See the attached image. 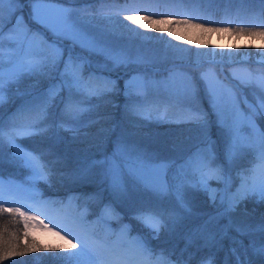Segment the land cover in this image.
<instances>
[{"label":"snow or ice","instance_id":"snow-or-ice-1","mask_svg":"<svg viewBox=\"0 0 264 264\" xmlns=\"http://www.w3.org/2000/svg\"><path fill=\"white\" fill-rule=\"evenodd\" d=\"M28 2L31 4L30 19L52 34L51 41L43 38L42 33H34L24 17L18 14V8L14 6L20 5L21 0H0V165L3 163L4 146L7 144L11 149L10 162H17L20 167L30 172L26 178L28 186L25 187L11 178L5 181L0 170V212L19 214L25 219V228L28 220H38L39 217L29 216L21 208H5L6 202H19L5 201V192L15 190L28 193L32 197L41 196L35 185L37 180L47 179L48 164L45 163L43 154L25 149L18 141L37 134L35 130L47 120L49 109L57 102L62 105L61 111L66 120L78 122L81 117L99 107V104L92 103L93 100L102 101L117 89L115 81L94 72L86 73L85 68L91 66V61L84 56H74L72 49L78 46L90 55L101 56L105 61L111 62L113 67L142 66L145 63L143 56L114 48L91 34L81 22L75 20L73 9L59 7L54 0H28ZM66 2L71 3L74 0H66ZM207 2H217V0H207ZM219 2H256L264 5V0H219ZM260 11L264 13V8ZM125 19L145 29L153 27L152 24L142 22L135 15H128ZM177 23H190V21L180 20ZM157 30L169 31L171 34L169 29ZM249 31L250 34L264 36V27ZM63 40L71 42L67 54L61 45ZM5 42L8 45L7 51L4 50ZM207 55L216 56L217 53L212 52ZM220 55L223 56L224 53L221 52ZM259 55L261 62H264V52ZM25 75L43 77L51 80L52 83L39 93L29 92L28 95L32 96L33 101L26 109H17L8 117L5 124L2 111L5 87L18 84ZM181 75L182 82L177 83V77ZM200 79L204 83L209 104L217 116V124L224 130L222 158L217 153L216 142L208 134L207 120L202 115L193 113L191 122L200 131L191 149L181 150L173 157L160 158L131 143L126 136L120 135L112 141L111 151L103 152L100 159L86 160L79 173L88 175L93 170H98L101 183L107 185L108 191L115 198L127 197L129 189L132 188L149 192L158 200L169 197L174 199L175 208L172 211L143 205L136 209L134 218L153 230L156 235L159 234L165 218L175 221L176 209L191 215L192 209L186 197L189 189L204 192L215 211L208 214L202 224L192 229L188 237L189 245L194 238L203 239L206 245H215L228 238L234 245L230 252L236 258V264H252L248 259L250 253L264 258V218L255 224L237 223L233 219V214L250 197L264 202V128H261L254 118L257 115L264 116V73L255 75L249 73L247 79H241L235 72L232 73V79L239 87L255 90L254 103H249L247 97H244V103L248 108L246 113L238 108L235 103L236 94L227 85L212 79L208 72L201 73ZM161 88L185 99L196 95L193 80L187 74L170 70L167 79L154 80L146 74L136 73L130 75L124 82L123 94L128 101L125 111L133 115L142 114L149 92ZM221 89H224V95L228 97L226 103H221L224 99ZM101 131L109 130L101 129ZM248 156L251 157L248 165L238 167V162ZM213 184L216 186L213 187ZM93 198L95 197H89V199ZM77 199L80 198L70 197L69 203ZM25 206L30 211L40 210L32 205ZM87 215V209L84 208L73 217L72 225H76L78 230H74L72 225L57 224L73 239L78 240L79 244L68 240L66 245H56L51 250H61L63 255L60 258L68 261L69 264H109L107 256L112 245L106 238L96 233L92 224L87 222ZM115 218H118V214L111 204H107L103 206L94 223H106ZM127 231L128 226L125 225L121 233ZM232 232L236 235L232 236ZM245 238L248 239L247 244L244 242ZM133 243L149 257L150 264H191V256L188 259L180 258L173 261L170 255L166 256L162 251L153 259L152 250L140 237L133 238ZM25 247L26 251H32L34 245ZM73 249L76 251H72ZM17 254L15 250H9L5 246L0 249V260ZM198 264H213V259L203 257Z\"/></svg>","mask_w":264,"mask_h":264},{"label":"rangeland","instance_id":"rangeland-1","mask_svg":"<svg viewBox=\"0 0 264 264\" xmlns=\"http://www.w3.org/2000/svg\"><path fill=\"white\" fill-rule=\"evenodd\" d=\"M150 1L151 0H132L128 3H125V5L127 7L132 5L136 6ZM161 1L168 4L173 3L175 0H152L150 3L157 4L162 3ZM54 2H57L59 7L73 9L75 20L77 22H81L91 34L105 41L107 44L113 46L114 48L124 49L133 55H141L145 58V63L142 66L129 65L128 67H113L111 62L105 61L101 56L90 55L88 52L83 51L78 46L73 48V50H76L78 55H83L87 58L91 57L101 70H121L123 72H129L130 70L135 69L130 75L143 73L154 80H165L169 75V71L175 70L177 73L189 75L192 78L196 88V95L187 99L183 97H177L172 92L166 91L163 88L159 90H151L144 103L145 110L140 115L129 114L125 111V105L128 103V101L126 100L122 91L120 94L121 98L119 97V99L113 101V105L116 106L117 111L122 112L124 116V120L121 122L120 126L116 128V130L118 129L117 134H115L114 137H111L110 139L109 136H107L104 140L102 138L99 139L98 134L95 135V133L87 131L77 135L76 137L77 140L78 138H82L83 141L80 144L79 149L87 153L88 160L100 159L103 152L111 151L112 141L120 135L126 136V138L131 143H135L141 149L147 151L150 154H155L160 158L176 156L181 150L191 149L193 144L196 142L197 136L199 135L200 130L191 122L193 113L202 115L207 120L208 134L210 135L211 139L216 142L217 153L222 158L225 142L224 130L217 124V116L209 104V99L205 94L204 83L200 79V74L208 72L212 79L219 80L223 85H227L229 88H231L236 94L235 103L237 104L238 108L245 113L248 112V108L244 103V96L250 99L249 103H254L255 101L253 100V95L255 90L252 88L239 87L237 82L232 79V73L235 72L236 75L241 79H247L249 73H252L253 75L257 73H264V62H261V57L259 55V53L264 52V38L252 36L250 31L246 29H220L216 31L214 30L212 33H210L207 40L203 37L202 41L197 39V35L194 37L189 32L190 30L186 28L188 24L185 25V23H177V21L170 22L172 19H168L169 21H163L164 23L161 21L144 20V17L140 16L143 13L134 11L131 15L137 16L142 20V22L153 25L152 28L145 29L132 21L126 20L125 17L130 14H127L124 17L122 16L123 19L118 21L119 18L110 16L108 15L109 13L106 12L100 13L98 16H92L85 14L82 9L76 5H68L59 1ZM14 7L18 8V14L24 17V20L29 28H31L29 23H33L38 30H41L44 35L51 38L50 40L53 39L50 32L30 19L29 14L31 11V4L28 2V0H21L20 5ZM156 27H158L157 29H169L171 34H169V31H158ZM241 31L242 34L238 35L237 33ZM213 38L224 40V45L214 47L212 42ZM256 40H260L261 43L256 45ZM61 45L64 47L66 52L69 48H71V42L68 40L61 41ZM4 50H8L7 42H5ZM212 52L217 53V55H207L208 53ZM221 52L224 53L223 56L220 55ZM228 53H232V55H228ZM207 59H212L214 62L206 63L200 67L185 65L173 68L171 67L165 71L159 70L167 67V65L171 63H177L181 61L200 63ZM225 62L233 64L224 66ZM33 81L34 76L25 75L21 77L19 83L22 82L24 85L30 86L32 83H34ZM180 82H182V75L177 77V83ZM18 84L11 85V88L17 87ZM8 87L10 86L5 87V91L8 89ZM42 87L39 89V91L42 90ZM221 94L224 95V89H221ZM226 102H228V97L224 95V99L221 101V103ZM94 114L95 113L92 111L89 115L92 117ZM254 118L256 123L261 128H264V116L257 115ZM111 128L112 126L109 128L105 127V129L110 131ZM85 141H87V144H83ZM109 141L111 144H109ZM18 143H20L25 149L32 151L30 148L24 146L20 141H18ZM248 157L245 158H247L249 160L248 162H250L251 157ZM49 173L50 171H48V174ZM71 173H68L66 176L70 177L69 179H65L67 180L66 184L69 183L70 179L72 180L76 178L71 177ZM29 175L30 172L23 178L13 176H3V178L5 181L11 178L18 184L27 187L28 185L26 184V178ZM78 176L83 177L81 181L79 180L81 183L93 182L97 186L100 184L106 185L101 183L98 170H93L88 175H81L78 173ZM215 186L216 185L213 184V187ZM109 193L110 192L107 189L106 194ZM186 197L189 200L190 207L192 209L191 215L182 213L179 211V209H176L177 218L174 222L165 218L161 226H163V230H165L166 233L164 236L160 237V227L159 235L156 238L159 242L165 238L163 239L164 242L168 239L166 238L167 236L178 233L180 228L182 229V233L186 232L180 221L181 217H191L194 215L196 217L205 216V218H207L206 214H208L210 211L211 213L215 211V208L210 203L208 196L202 191L189 189L186 193ZM37 199L38 197H32L23 191L16 192L15 190H6L4 195L5 201L19 202H6L4 207L21 208V210L27 215L39 217L38 220H33V227L30 229V232L44 245L50 244L56 246L60 245L61 243L66 245L68 240H72V242L76 244L79 243L78 240L73 239V237L70 236L68 232L64 231L63 228L58 227L55 221H52L53 213L50 214L48 212L47 204L42 203V201ZM110 203L118 205L119 208L123 207L125 209H130L133 212H136V209L142 205L150 207L155 206L167 211H172L175 208V200L170 197L158 200L153 196V194L149 192H145L143 190H134L132 188L129 189L127 197L115 198L111 195ZM60 204L62 203L60 202ZM66 204L67 207L65 208L74 214V216H76L77 214L72 208L76 205V201L73 200L71 203L67 201ZM25 205H32L33 207L39 208L40 210L30 211ZM58 206L59 204L55 205L52 211H56ZM62 206L64 205L62 204ZM81 208L86 207L81 206ZM261 208H264V202L262 203ZM245 214L247 216L243 215L239 222H237L235 219L238 215L233 214L234 221L237 223L254 224V219L249 217V213ZM262 216L264 217V212ZM119 226L121 228V223L117 227L119 228ZM114 229L115 224L111 220L107 221L106 223L103 222L104 234L110 233ZM118 230L120 229H117L116 233ZM122 236H124V234H122ZM65 237L66 239H64ZM113 240L115 241L113 244H117L118 239L114 237ZM132 241L133 239L130 238L126 241L128 242L126 247L130 248H127L126 250L121 247V242L118 243L120 252H122L124 256H127L128 254L133 256L137 253V250L134 249V245L132 246ZM72 251H76V249H73ZM142 255L147 257V255L143 252ZM259 264H264V262Z\"/></svg>","mask_w":264,"mask_h":264},{"label":"trees","instance_id":"trees-1","mask_svg":"<svg viewBox=\"0 0 264 264\" xmlns=\"http://www.w3.org/2000/svg\"><path fill=\"white\" fill-rule=\"evenodd\" d=\"M54 1L68 5H76L85 14L92 16H98L100 13L106 12L110 16L119 18L118 21H121L127 14L131 15L134 11L143 13L140 15L142 17H150L151 19L149 21H161L164 23L163 21H169L168 19H172L170 22L188 20L190 23H185V25L188 24L186 28L190 30L189 32L194 37L197 35V39L202 41L203 37L207 40L210 33L214 30L246 29L254 31L259 27H264V13L260 11V9L264 8V5L256 2L225 3L219 2V0L217 2H207V0H204V2H200V0H175L173 3L168 4L162 1V3L152 4L150 3L152 2L151 0L145 4L127 7L125 3L132 0H74L71 3L66 2V0ZM29 24L34 33L43 34L33 23ZM237 34L241 35L242 31ZM251 35L264 38V36L259 34ZM43 38L51 41V38L44 34ZM72 54L74 56L78 55L76 50L73 49ZM88 59L91 61V66L86 67L85 72H94L97 75L115 81L117 83L116 91L102 101L93 100V104H99V107L93 110L95 113L94 116L91 117L89 114H86L81 117L79 122L66 120L61 111L62 105L57 102L54 107L49 109L47 120L35 130L37 134L19 140L24 146L35 151L37 154H43L44 161L48 164V171L50 173L47 179L36 181V189L42 194L39 198L46 201L53 200L55 202H61L64 205L63 209L68 211L65 207H67L66 202L69 201V198L79 197L80 199L75 200L76 205L72 208L78 215L84 209L81 206L86 207L88 213L87 221L92 224V227L101 237L106 238L109 235L112 237L120 223L123 224V227L126 225L128 226V231L125 234L132 237L137 234L142 235L145 244L152 250L153 259L156 254L162 251L166 256L170 255L173 261L180 258L188 259L191 256V264H198V261L203 257H211L213 264H236V258L230 252V249L234 245L228 238L219 241L215 245H206L203 239L194 238L192 244L189 245L188 237L192 229L202 224L206 219L205 216L196 217L192 215L191 217L186 216L181 218L180 221L186 232L182 233V229L180 228L178 233L167 236L166 238L168 239L164 242L163 239L165 238H163L160 240V243L156 239L159 234L156 235L153 230L134 218L136 212L123 207L119 208L118 205L110 203L111 195L110 193L106 194V185L100 184L97 186L93 182H80L83 177L78 176L79 169L88 160V155L79 149L83 141L82 138H78L77 140L76 137L87 131L95 133V135L98 134L99 139L102 138L104 140L107 136L110 139L117 134L118 129L116 130V128L120 126L124 120V116L122 112L117 111L116 106L113 105V101L119 99V97L121 98L120 94L124 89V82L129 79L131 72L135 70L132 69L129 72H123L121 70H101L91 57ZM33 76L34 83L32 85L28 86L20 82L17 87L11 88L12 86H10L4 92L5 99L2 105V111L5 124H7L8 117L15 113L17 109H26L33 101L32 96L28 95L29 92L39 93L52 83L51 80L43 77ZM41 87L42 90L39 91ZM95 121L99 122L96 123ZM111 126V129H115L114 131H101V129ZM83 144H87V141ZM109 144H111L110 141ZM10 157L11 149L5 144L3 163L0 165L3 176L23 178L29 174V170L20 167L17 162H10ZM248 161L245 158L239 162L238 167L247 166ZM68 173H71V177L76 178L70 179L69 183L66 184L67 180L65 179L70 178L66 177ZM93 196L95 198L89 199V197ZM262 203L255 197H250L245 200L235 213L238 215L235 218L236 221L239 222L243 215L247 216L245 213H249V217L254 219V224L259 222L264 218L262 216L264 212V208H261ZM107 204H111L118 214V218L111 219L115 224V229L112 233L110 232L111 234L103 233V222L94 223L97 221V217L103 206ZM210 213L211 211L208 214ZM24 225L25 219L19 214L0 212V249L6 246L9 250H15L18 253L15 256H9L0 260V264H69L68 261L60 258L63 252L60 250H51L54 247L53 245H44L37 237L31 234L30 228L33 226V220L27 221L26 228ZM163 229V226H161L160 237L166 233ZM231 235L235 236L236 234L232 232ZM244 242L247 244L248 239L245 238ZM26 245H34L33 250L26 251ZM60 245L63 244L61 243ZM45 249L48 250L46 251ZM185 249L187 250L185 251ZM19 253L23 254L21 255ZM248 259L252 261V264L264 262V258L254 256L251 253Z\"/></svg>","mask_w":264,"mask_h":264},{"label":"bare ground","instance_id":"bare-ground-1","mask_svg":"<svg viewBox=\"0 0 264 264\" xmlns=\"http://www.w3.org/2000/svg\"><path fill=\"white\" fill-rule=\"evenodd\" d=\"M212 42H213L214 47L223 46L225 43L224 40H222V39L219 40L218 38H213ZM241 42H242V40H241ZM259 43H261L260 40L255 41L256 45H258ZM244 97H246V96H244ZM247 99H248V101L250 100L248 97H247ZM72 219H73L72 217H68V220L65 223V225H71ZM114 247H112L111 249H115ZM108 262H109V264H142V263H136L132 260H129L127 257L120 255V254H116V253H114L113 256H111L108 259Z\"/></svg>","mask_w":264,"mask_h":264},{"label":"water","instance_id":"water-1","mask_svg":"<svg viewBox=\"0 0 264 264\" xmlns=\"http://www.w3.org/2000/svg\"><path fill=\"white\" fill-rule=\"evenodd\" d=\"M214 62V60L212 59H207L203 62H200V63H192V62H189V61H182V62H179V63H174V64H171V65H168L167 67L165 68H162V69H159L160 71H165L167 69H170L171 67H179V66H185V65H190V66H194V67H200L202 65H205L206 63H212ZM232 63H224V66H229L231 65Z\"/></svg>","mask_w":264,"mask_h":264}]
</instances>
